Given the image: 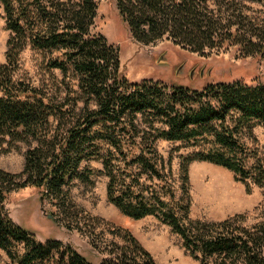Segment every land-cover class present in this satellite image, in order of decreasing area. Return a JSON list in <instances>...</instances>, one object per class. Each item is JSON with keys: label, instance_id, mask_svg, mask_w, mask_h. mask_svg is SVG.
<instances>
[{"label": "trees", "instance_id": "obj_1", "mask_svg": "<svg viewBox=\"0 0 264 264\" xmlns=\"http://www.w3.org/2000/svg\"><path fill=\"white\" fill-rule=\"evenodd\" d=\"M114 1L137 41L148 44L165 36L200 54L235 46L241 57L250 56L264 69V13L246 8L245 0H211L214 6L208 0ZM97 2L0 0L9 30L0 63V143L30 144L20 171L0 168V248L7 264H44L54 254L53 264H93L57 238L35 239L5 213L8 193L25 186L39 189L41 199L76 218L74 224L92 247L105 252L97 264H156L125 228L106 222L112 238H100L91 223L96 217L71 199L73 179L92 182L96 171L107 178L109 203L127 217L152 215L167 224L199 264H264V213L252 221L246 213L220 220L191 218L187 179L188 165L203 160L231 170L247 192L248 181L262 184L264 167L247 165L248 149L240 135L264 123V78L206 81L200 87L150 77L129 80L121 73L116 47L103 34L89 33ZM26 41L61 51L44 63L63 73L71 69L76 77L79 93L68 98L67 107L13 76ZM157 138L192 147L178 155L175 176L172 156L159 153ZM88 160L99 161L100 168L81 165Z\"/></svg>", "mask_w": 264, "mask_h": 264}, {"label": "rangeland", "instance_id": "obj_2", "mask_svg": "<svg viewBox=\"0 0 264 264\" xmlns=\"http://www.w3.org/2000/svg\"><path fill=\"white\" fill-rule=\"evenodd\" d=\"M78 1L67 0L70 5ZM208 2L214 6L211 0ZM243 3L249 10H259L264 13V0H245ZM95 7L89 33L103 34L107 41L116 47L121 73L129 80L136 81L142 77H150L166 83L176 81L192 87H200L206 81L235 78L251 81L255 75L264 78L262 66L250 56L241 57L235 46L200 54L173 44L165 36L147 44L131 36L126 23L119 17L114 0H98ZM8 35L9 30L5 28L0 4V63L4 61ZM60 52L54 49L53 51L39 49L26 41L19 53L18 66L13 76L43 88L49 98L63 101L67 107L68 98L79 93L76 77L73 76L71 69L63 73L58 68H46L44 63L48 57ZM240 139L248 149L245 160L247 165L253 166L259 163L264 167V123H255L249 130L244 129ZM29 145L24 141H16L15 145L11 146L6 142L0 143V168L10 172L20 171L23 166L24 151ZM155 146L164 156H172L171 166L174 176L178 155L192 149L179 139L157 138ZM84 164L100 168V163L96 160H88L81 165ZM106 179L104 174L96 171L91 175L92 182L73 179L69 186V194L73 202L96 217L91 223L95 224V232L100 233V238L103 240L112 238L105 225L107 222L112 226L129 230L151 253L156 264H199L188 254L182 246L180 237L167 224L152 215L138 219L127 217L109 203L105 196ZM187 179L191 218L220 220L234 213H246L247 220L252 221L264 213V181L260 185L248 181L250 190L247 192L245 182L235 179L231 170L203 160H194L188 165ZM173 185L177 187L178 181L173 180ZM236 193H240L244 200L241 205L234 204ZM2 204L5 213L19 223V226L32 231L35 239L43 241L47 238H57L63 244H69L79 251L93 264H97L105 255L104 251L100 252L98 248L92 247L90 238L84 230L74 224L76 218L66 217L69 214L68 210L60 211L56 205L41 199L39 189L33 186L18 187L10 191ZM56 218L58 221L55 220ZM67 221L71 226L66 227ZM82 222L79 219L76 224L81 226ZM115 240L119 241L117 237ZM21 245V242L17 245L20 251ZM100 245L102 248L103 242ZM55 258L54 254L43 263L53 264ZM8 261L6 251L0 248V264H7Z\"/></svg>", "mask_w": 264, "mask_h": 264}, {"label": "bare ground", "instance_id": "obj_3", "mask_svg": "<svg viewBox=\"0 0 264 264\" xmlns=\"http://www.w3.org/2000/svg\"><path fill=\"white\" fill-rule=\"evenodd\" d=\"M231 197V196H230ZM213 199V198H212ZM225 200V199H224ZM219 201V200H218ZM243 198L242 196L240 195V193H236V202L234 203L235 205H241L243 203ZM222 203V201H221ZM229 204V203H228ZM223 205V204H222ZM230 205V204H229ZM234 206V205H233Z\"/></svg>", "mask_w": 264, "mask_h": 264}, {"label": "water", "instance_id": "obj_4", "mask_svg": "<svg viewBox=\"0 0 264 264\" xmlns=\"http://www.w3.org/2000/svg\"><path fill=\"white\" fill-rule=\"evenodd\" d=\"M47 216H51V214H47Z\"/></svg>", "mask_w": 264, "mask_h": 264}]
</instances>
